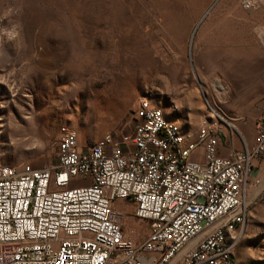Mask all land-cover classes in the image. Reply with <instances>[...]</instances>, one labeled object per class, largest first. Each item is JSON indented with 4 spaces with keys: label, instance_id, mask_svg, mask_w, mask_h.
Masks as SVG:
<instances>
[{
    "label": "rangeland",
    "instance_id": "1",
    "mask_svg": "<svg viewBox=\"0 0 264 264\" xmlns=\"http://www.w3.org/2000/svg\"><path fill=\"white\" fill-rule=\"evenodd\" d=\"M240 3L0 0V165L55 166L60 136L72 129L82 149L107 135L122 142L132 133L139 101L155 107L160 81L168 92L163 102L198 100L201 117L213 114L215 127L236 135L237 122L264 108V73H240L247 57L264 54V4L248 12ZM128 46L143 55L127 54ZM105 90L112 93L108 104L100 99ZM258 167L256 186H264V159ZM78 180L69 188L91 183ZM258 205L264 249V200ZM112 208L126 214V236L148 233V222L132 216V204L118 200Z\"/></svg>",
    "mask_w": 264,
    "mask_h": 264
},
{
    "label": "built area",
    "instance_id": "2",
    "mask_svg": "<svg viewBox=\"0 0 264 264\" xmlns=\"http://www.w3.org/2000/svg\"><path fill=\"white\" fill-rule=\"evenodd\" d=\"M253 11L264 0H241ZM203 117L207 140L180 142L159 107L141 100L130 136L82 149L77 132L61 134L55 166L18 169L0 165V264H236L232 248L246 213L245 189L264 157V111L255 140L230 157L217 154L221 130ZM201 147V148H200ZM202 149V163L191 160ZM78 179L85 187L69 188ZM124 200L132 216L148 222L140 239L123 231Z\"/></svg>",
    "mask_w": 264,
    "mask_h": 264
},
{
    "label": "crops",
    "instance_id": "3",
    "mask_svg": "<svg viewBox=\"0 0 264 264\" xmlns=\"http://www.w3.org/2000/svg\"><path fill=\"white\" fill-rule=\"evenodd\" d=\"M125 51L129 55H143L140 50L131 49L129 46ZM247 58V63H244L240 68L241 75L244 78H253V76L262 75L264 73V54L261 52ZM161 59L160 54H158L159 65L161 64ZM159 78L160 80L162 79L161 71L159 73ZM154 90V96L157 97L155 107H159V110L163 113L165 120L175 127L182 137L187 140L189 137V141H195L196 134L203 127V117H201L203 108L200 102L197 100V102H195L196 104L191 106H180V104L175 102L172 106L162 100V96L164 94L168 95V92L163 91L161 81L159 84L155 83ZM111 95L112 93H108L107 90L101 91L100 99L102 103L108 104L107 101L112 98ZM146 100H141L142 105L145 103L147 107H153L147 100L149 103L148 106ZM106 109H113V107L109 106ZM263 111L264 108H262L256 116H250L249 120L246 122H237L234 129L237 132L236 135L221 129V133L218 138L217 154L220 157H230L234 151L240 150L244 146H250L255 140V122ZM198 121H200L199 129L197 128ZM105 138H107V136L101 140H104ZM115 141L119 142L118 140ZM197 153L198 154H194V156L191 157V160L196 161L200 159L201 150L199 149ZM263 159L264 157L256 164V167L249 178L248 186H246L245 189L246 217L243 227H240V233H235V236L237 237V235H239V237L235 240L232 248V258L236 264H264V249L261 248L262 242L257 240L259 236L257 226L263 220V216H261L258 209V203L264 200V186H256L259 183L258 165ZM157 257L158 253L145 254L144 264L154 263ZM167 264H181V252L174 256Z\"/></svg>",
    "mask_w": 264,
    "mask_h": 264
},
{
    "label": "bare ground",
    "instance_id": "4",
    "mask_svg": "<svg viewBox=\"0 0 264 264\" xmlns=\"http://www.w3.org/2000/svg\"><path fill=\"white\" fill-rule=\"evenodd\" d=\"M143 105H145V107H147V105L145 103H143ZM159 119L162 120L163 123H167L169 124L164 116H163V113L159 110ZM171 131L174 133V135L177 136V138L179 139L180 142H187L188 140L185 139L184 137H182L179 132L177 131V129L175 127H173L171 125ZM196 138V137H195ZM208 138V130H203V127L199 130V139L200 140H207ZM107 142V138H105L104 140H101V141H97V143H106ZM189 145H196V140L195 141H189ZM7 169H12V168H9V167H6ZM245 217H246V213L244 215V221H245ZM244 221H243V224H244Z\"/></svg>",
    "mask_w": 264,
    "mask_h": 264
}]
</instances>
